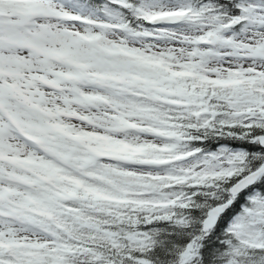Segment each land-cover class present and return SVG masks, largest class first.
I'll return each instance as SVG.
<instances>
[{
  "label": "snow or ice",
  "instance_id": "snow-or-ice-1",
  "mask_svg": "<svg viewBox=\"0 0 264 264\" xmlns=\"http://www.w3.org/2000/svg\"><path fill=\"white\" fill-rule=\"evenodd\" d=\"M0 264H264V0H0Z\"/></svg>",
  "mask_w": 264,
  "mask_h": 264
},
{
  "label": "trees",
  "instance_id": "trees-1",
  "mask_svg": "<svg viewBox=\"0 0 264 264\" xmlns=\"http://www.w3.org/2000/svg\"><path fill=\"white\" fill-rule=\"evenodd\" d=\"M236 208L238 210L239 205H237ZM229 215H231V213ZM226 223H227V218H225V220L221 222V227H223Z\"/></svg>",
  "mask_w": 264,
  "mask_h": 264
}]
</instances>
